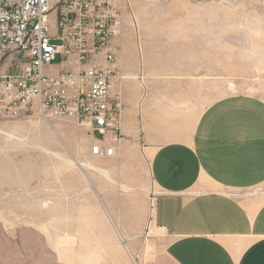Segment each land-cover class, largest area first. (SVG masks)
<instances>
[{
  "label": "crops",
  "instance_id": "crops-1",
  "mask_svg": "<svg viewBox=\"0 0 264 264\" xmlns=\"http://www.w3.org/2000/svg\"><path fill=\"white\" fill-rule=\"evenodd\" d=\"M114 5L119 34L109 51L119 77L110 96L122 110L118 139L108 146L134 162L149 160L159 191L153 221L165 239L154 264H264V98L230 92L222 71L207 75L199 60L206 26L238 23L232 16L223 22L218 4L208 19L200 3ZM60 14L53 5L54 44ZM60 61L45 71L60 73ZM6 66L0 62V74Z\"/></svg>",
  "mask_w": 264,
  "mask_h": 264
},
{
  "label": "rangeland",
  "instance_id": "rangeland-1",
  "mask_svg": "<svg viewBox=\"0 0 264 264\" xmlns=\"http://www.w3.org/2000/svg\"><path fill=\"white\" fill-rule=\"evenodd\" d=\"M148 1L204 4L207 19L220 5L223 22L238 24L206 26L199 60L207 75L222 71L230 92L264 98V0ZM93 138L102 140L72 117L0 113V264L155 263L165 239L153 221L159 191L149 160L95 156Z\"/></svg>",
  "mask_w": 264,
  "mask_h": 264
},
{
  "label": "built area",
  "instance_id": "built-area-1",
  "mask_svg": "<svg viewBox=\"0 0 264 264\" xmlns=\"http://www.w3.org/2000/svg\"><path fill=\"white\" fill-rule=\"evenodd\" d=\"M53 5L61 7L60 45L51 41ZM119 18L114 0H0V62H11L0 74V113L75 118L102 137L92 154L112 155L108 142L118 139L122 103L110 96L119 73L109 44ZM58 57L61 72L47 73Z\"/></svg>",
  "mask_w": 264,
  "mask_h": 264
},
{
  "label": "water",
  "instance_id": "water-1",
  "mask_svg": "<svg viewBox=\"0 0 264 264\" xmlns=\"http://www.w3.org/2000/svg\"><path fill=\"white\" fill-rule=\"evenodd\" d=\"M90 185H91V187H93L92 183Z\"/></svg>",
  "mask_w": 264,
  "mask_h": 264
}]
</instances>
